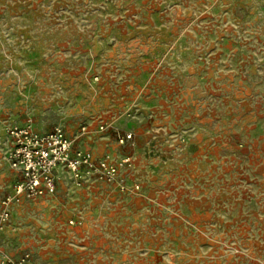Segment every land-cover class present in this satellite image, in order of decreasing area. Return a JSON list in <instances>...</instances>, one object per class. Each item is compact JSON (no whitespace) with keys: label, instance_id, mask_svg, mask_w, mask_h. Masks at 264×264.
Listing matches in <instances>:
<instances>
[{"label":"rangeland","instance_id":"rangeland-1","mask_svg":"<svg viewBox=\"0 0 264 264\" xmlns=\"http://www.w3.org/2000/svg\"><path fill=\"white\" fill-rule=\"evenodd\" d=\"M28 120L74 150H126L108 152L131 158L141 189L107 199L89 183L99 206L75 227L81 214L59 213L68 193L51 210L22 201L0 255L264 264V0H0V203L15 178L7 130Z\"/></svg>","mask_w":264,"mask_h":264},{"label":"built area","instance_id":"built-area-1","mask_svg":"<svg viewBox=\"0 0 264 264\" xmlns=\"http://www.w3.org/2000/svg\"><path fill=\"white\" fill-rule=\"evenodd\" d=\"M106 128L105 124L99 130L104 131ZM85 131L83 127L82 132ZM7 135L11 143L8 162L12 169L20 173L21 179L15 184L13 194L0 203V231L10 220L12 206L24 200L54 195L60 171L69 174L78 188L89 182H101L115 186L120 193H126L129 189L138 192L141 189L138 182L130 183L127 177V172L133 169L131 158L116 159L111 154L96 157L89 150H74L61 127L41 133L28 120L24 125L8 128ZM132 138V134H124L118 137V142L124 145ZM70 224L73 225V222ZM0 264L32 262L30 254L25 253L18 259L0 255Z\"/></svg>","mask_w":264,"mask_h":264},{"label":"crops","instance_id":"crops-1","mask_svg":"<svg viewBox=\"0 0 264 264\" xmlns=\"http://www.w3.org/2000/svg\"><path fill=\"white\" fill-rule=\"evenodd\" d=\"M125 134H128V133H125ZM127 143H129V142H127ZM113 149H115V150H113ZM108 150L114 151V152H117V150H118V152H121L122 154H127L126 150L120 151V149H117V147L114 144H109L108 140L105 138H101V139L96 140L92 150H89V151H91L96 157H100L99 153H101V151H106L103 155L111 154L112 156H114V154L108 152ZM103 155H101V156H103ZM9 167L14 172L15 178H14V183L12 185V191L7 196H10L13 194L15 184L21 179L20 173L17 172L16 170L12 169L10 164H9ZM130 171L127 172V177H128L129 182L130 183L138 182V180H133L130 178V174H129ZM67 176L70 177L69 174H67L66 172H63V171H60L58 173L59 179L57 182L56 193H59V194L68 193L71 196V197H68L69 200L67 202H65V200H63V198H62V200L66 203L67 206L63 207L61 212H59V213H61V214L63 213V215L65 213L68 215H72V214L75 215V213L78 212L79 214H81V217H77V218L70 220V222H73V225H71L73 227L80 226L82 224V222H81L82 217L88 216L89 213L92 211V208L94 206H95V208H96V206H99L97 204H91L90 202H86V200L83 199L82 191L84 190L86 185H88L90 183L91 185L87 189L92 188L91 190L97 192V194H98V196H100V198L104 197L107 199H114L111 196V194H114L117 192V189L115 188V186L105 184V183H101V182H89V183L85 184L82 188H78L76 186L73 187L71 185V183H69V180H67V178H66ZM55 194L52 196L43 197V198H45V200L38 202L35 205H32L33 208H34V206H36L37 210L38 209L43 210V208H46V210H51L52 206L55 205V203L53 204L52 202L61 200V198L60 199L59 198L53 199ZM7 196H5L4 198H6ZM43 198H41V199H43ZM98 200H100V199L99 198L96 199V201H98ZM98 208H100V207H98ZM13 209L17 210L18 207L15 206ZM110 212H112V210H110ZM77 222H81V224H77ZM25 253L26 252L20 254L17 258H11V259H18Z\"/></svg>","mask_w":264,"mask_h":264}]
</instances>
